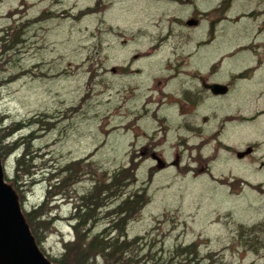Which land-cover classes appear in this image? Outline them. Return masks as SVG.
<instances>
[{"label":"rangeland","instance_id":"374dc122","mask_svg":"<svg viewBox=\"0 0 264 264\" xmlns=\"http://www.w3.org/2000/svg\"><path fill=\"white\" fill-rule=\"evenodd\" d=\"M222 1L0 0V35L6 36L0 42V146L18 137L24 142L22 136L33 132L35 156L34 167L19 172L16 160L27 143L3 153L4 179L24 214L49 198L47 181L41 179L47 170L68 164L73 172L53 189L61 195L47 205L52 210L42 218L49 217L48 224L34 222L35 243L47 259L59 258L63 242L74 239L71 214L79 198L95 183H108L114 171L131 167L133 183L122 191L127 194L145 183L147 203L128 221L127 237L155 240L152 252L164 258L177 245L196 243L195 262L175 259L172 264H264V177L185 178L166 170L148 180L150 162L134 163L136 169L128 165L129 133H114L112 124L115 80L109 69L130 57L133 50L123 39L140 27H177V21L193 16L201 18L197 34L209 19L221 17L214 24L215 37L227 38L231 51L249 49L238 64L253 63L256 57L264 61V0ZM263 106L254 97L247 113ZM126 117H120L122 122ZM16 123L23 127L13 134ZM250 123L246 144L259 139L256 129L264 124V114ZM106 202L112 208L119 199ZM109 210L99 212L90 233L108 224ZM258 223L261 230L250 237L239 233V226Z\"/></svg>","mask_w":264,"mask_h":264},{"label":"flooded vegetation","instance_id":"af4514ba","mask_svg":"<svg viewBox=\"0 0 264 264\" xmlns=\"http://www.w3.org/2000/svg\"><path fill=\"white\" fill-rule=\"evenodd\" d=\"M191 19L195 25L187 24ZM200 20L140 27L123 39L133 51L109 69L115 80L114 133H129L128 165L150 162L148 180L166 170L185 178L264 177V124L257 125L259 139L245 143L247 124L264 114V106L247 113L254 97L264 102V61L238 64L249 49L231 53L227 38L215 37L221 17L209 19L196 34Z\"/></svg>","mask_w":264,"mask_h":264},{"label":"trees","instance_id":"16d2710c","mask_svg":"<svg viewBox=\"0 0 264 264\" xmlns=\"http://www.w3.org/2000/svg\"><path fill=\"white\" fill-rule=\"evenodd\" d=\"M5 39L6 36L0 35L1 43H5ZM22 125L21 123H16L17 127L11 130L12 133L14 134L18 129H21ZM22 137L26 141L23 142V138L18 137L8 142L6 146H0L1 157L3 153L12 154L16 152L27 143V146H25V149L16 160V171L19 172H23L22 167H34L35 165V156L33 150L30 149V140L34 138L33 132H29L26 136ZM5 147H8L10 152H4L3 149ZM53 168V171L51 169L47 170L41 178L43 181H47L49 198L38 205H33L34 208L31 211L23 214L35 242L37 234L34 222L38 220L39 223H47L46 219H49V217L42 218L49 215L52 210H49L50 208L47 205L50 204L52 199L55 200L61 195L59 192H54L53 189L60 187L61 178L65 180L69 176H73V172L69 169L68 164L58 165ZM31 173L27 171L25 174ZM133 176L130 173V168L116 170L109 177L108 183H95L94 187L90 188L91 190H88L79 198V201L73 206L71 214V220H74L72 224L74 239L71 241L65 240L60 257L55 258L51 262L56 264H172L175 259L195 262L198 257V247L195 242L189 243L186 246H175L170 251L169 256L164 258L157 255V251L152 252L155 240L147 239L145 235L127 237L126 226L128 221L147 203L146 184L133 189L127 194H124L125 192L122 191L123 188L133 183ZM110 187H115L116 191L109 193L110 189L108 188ZM112 198L119 199V203L112 208H108L106 200H111ZM45 206L47 208L42 210ZM108 210L109 212L106 214L110 216L106 221L108 224L100 231L90 233L99 220V212L105 213ZM87 222L91 223L89 227H86ZM261 227L262 223L249 227L239 226V233L250 237L256 231L261 230ZM159 251H161V248H159Z\"/></svg>","mask_w":264,"mask_h":264},{"label":"water","instance_id":"95a60500","mask_svg":"<svg viewBox=\"0 0 264 264\" xmlns=\"http://www.w3.org/2000/svg\"><path fill=\"white\" fill-rule=\"evenodd\" d=\"M188 25H195L191 19ZM0 262L3 264H55L40 251L19 207L17 197L3 177L0 160Z\"/></svg>","mask_w":264,"mask_h":264},{"label":"bare ground","instance_id":"6f19581e","mask_svg":"<svg viewBox=\"0 0 264 264\" xmlns=\"http://www.w3.org/2000/svg\"><path fill=\"white\" fill-rule=\"evenodd\" d=\"M230 52H231V53H235L234 51H231V50H230ZM231 61H233L232 58H231ZM3 177H4V175H3ZM145 182L147 183V181H145ZM6 183H7V182H6ZM143 184H145V183H142V185H143ZM0 264H3V263L0 262Z\"/></svg>","mask_w":264,"mask_h":264}]
</instances>
